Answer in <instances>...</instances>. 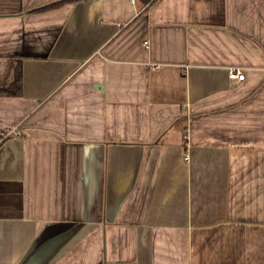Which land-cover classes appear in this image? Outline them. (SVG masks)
<instances>
[{
    "label": "crops",
    "instance_id": "obj_1",
    "mask_svg": "<svg viewBox=\"0 0 264 264\" xmlns=\"http://www.w3.org/2000/svg\"><path fill=\"white\" fill-rule=\"evenodd\" d=\"M58 1L0 0V264H264V0Z\"/></svg>",
    "mask_w": 264,
    "mask_h": 264
},
{
    "label": "built area",
    "instance_id": "obj_2",
    "mask_svg": "<svg viewBox=\"0 0 264 264\" xmlns=\"http://www.w3.org/2000/svg\"><path fill=\"white\" fill-rule=\"evenodd\" d=\"M245 76V70L242 67H231L229 69V77L236 82L244 80ZM13 131L14 129H5L4 131H2L0 135V143Z\"/></svg>",
    "mask_w": 264,
    "mask_h": 264
},
{
    "label": "trees",
    "instance_id": "obj_3",
    "mask_svg": "<svg viewBox=\"0 0 264 264\" xmlns=\"http://www.w3.org/2000/svg\"><path fill=\"white\" fill-rule=\"evenodd\" d=\"M66 1H69V0H60V1H58V2L51 3V4H49V5H45V6H43V7H40V8H38V9H35V10H44V9H47V8H50V7L59 6V5L63 4V3L66 2Z\"/></svg>",
    "mask_w": 264,
    "mask_h": 264
}]
</instances>
